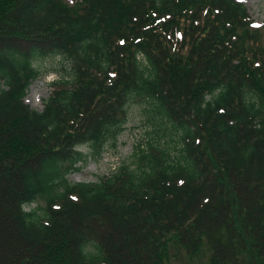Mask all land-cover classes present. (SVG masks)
I'll use <instances>...</instances> for the list:
<instances>
[{
    "label": "trees",
    "instance_id": "1",
    "mask_svg": "<svg viewBox=\"0 0 264 264\" xmlns=\"http://www.w3.org/2000/svg\"><path fill=\"white\" fill-rule=\"evenodd\" d=\"M261 30L236 0H0V264H264ZM136 99L157 142L70 184Z\"/></svg>",
    "mask_w": 264,
    "mask_h": 264
},
{
    "label": "rangeland",
    "instance_id": "2",
    "mask_svg": "<svg viewBox=\"0 0 264 264\" xmlns=\"http://www.w3.org/2000/svg\"><path fill=\"white\" fill-rule=\"evenodd\" d=\"M247 9L248 15L255 26L262 27V40L264 43V0H237ZM72 0H68L71 4ZM141 59V58H140ZM40 76L31 83L27 90L25 103L32 109L41 111L43 102L52 92L51 84L63 74V64L57 58H48L38 63ZM154 116L150 103L146 99H136L130 103L127 111V122L123 132L118 136L116 146L108 145L100 158L89 156L88 147H80L83 154L88 156L86 163L78 165L79 170L68 176L70 184H93L100 178L108 177L123 165L132 166L135 153L139 150H147L148 144L157 142V130L159 122H152ZM161 128H169L166 124ZM176 137L168 133L162 139V146L168 143L171 146ZM181 264H187L181 262Z\"/></svg>",
    "mask_w": 264,
    "mask_h": 264
}]
</instances>
